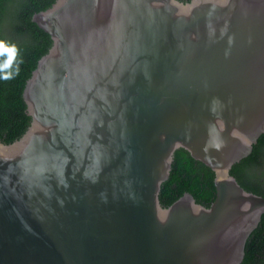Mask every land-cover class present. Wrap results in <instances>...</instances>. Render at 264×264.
Returning <instances> with one entry per match:
<instances>
[{
	"label": "water",
	"instance_id": "1",
	"mask_svg": "<svg viewBox=\"0 0 264 264\" xmlns=\"http://www.w3.org/2000/svg\"><path fill=\"white\" fill-rule=\"evenodd\" d=\"M0 140V264H240L264 196L230 174L264 133V0H55ZM209 207L159 200L174 152Z\"/></svg>",
	"mask_w": 264,
	"mask_h": 264
},
{
	"label": "trees",
	"instance_id": "2",
	"mask_svg": "<svg viewBox=\"0 0 264 264\" xmlns=\"http://www.w3.org/2000/svg\"><path fill=\"white\" fill-rule=\"evenodd\" d=\"M54 1L0 0V40L15 44L17 61H23L18 76L0 80V140L5 144L20 138L30 125L23 89L38 60L52 45L50 35L32 21V16ZM229 172L246 191L264 196V133L253 144L251 153L233 164ZM186 192L196 203L209 207L215 198L214 172L179 148L174 152L169 177L161 184L160 203L168 207ZM240 264H264V212L245 242Z\"/></svg>",
	"mask_w": 264,
	"mask_h": 264
},
{
	"label": "clouds",
	"instance_id": "3",
	"mask_svg": "<svg viewBox=\"0 0 264 264\" xmlns=\"http://www.w3.org/2000/svg\"><path fill=\"white\" fill-rule=\"evenodd\" d=\"M17 56L18 48L15 44L0 40V80H11L19 75V65L23 61H17Z\"/></svg>",
	"mask_w": 264,
	"mask_h": 264
},
{
	"label": "flooded vegetation",
	"instance_id": "4",
	"mask_svg": "<svg viewBox=\"0 0 264 264\" xmlns=\"http://www.w3.org/2000/svg\"><path fill=\"white\" fill-rule=\"evenodd\" d=\"M182 1V0H181Z\"/></svg>",
	"mask_w": 264,
	"mask_h": 264
}]
</instances>
